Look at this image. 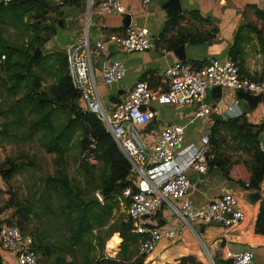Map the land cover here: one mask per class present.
Here are the masks:
<instances>
[{"label": "trees", "instance_id": "trees-1", "mask_svg": "<svg viewBox=\"0 0 264 264\" xmlns=\"http://www.w3.org/2000/svg\"><path fill=\"white\" fill-rule=\"evenodd\" d=\"M50 11L49 0H0V84L2 80H10L13 83L12 96L15 97L19 89L22 91V97L16 100L11 109L14 113H20L15 123L23 124V118L36 115L37 119L31 127L35 133H43L42 146L48 153L56 155V164L61 166L56 175L42 178L44 188L38 200L33 198L25 203L16 200L13 205L15 215L20 217L22 229L35 221L43 222L45 217L59 222L64 240L59 245L51 248L43 244L42 234L38 233L40 230H34L38 235L32 236L36 241V251L41 250L44 255L51 256L48 259L55 257V262H50L52 264H90L89 259L83 262L78 260L76 249L86 247L93 250L100 246L104 254L108 238L116 233L122 239L121 249L115 258L105 257L106 264H158L155 259L139 253V246L146 237L133 231L129 218L114 220L119 204L127 209L131 203V199L124 196V192L133 187L130 162L98 117L79 105L81 95L72 84L66 52L37 54L36 47L42 50L52 38V25L46 24ZM8 28L21 32L29 40L22 46L11 45L5 38ZM163 36L164 33L161 38ZM211 39L209 34L204 33H179L177 37L165 42L168 43V49L175 51L187 43L204 44ZM238 49L235 43L230 51V59L233 61L238 60ZM185 63L198 67L208 61L186 60ZM45 75L54 79L49 87H45ZM261 133H264V123L252 125L244 115L215 122L209 135L212 147L210 167L218 166L229 181L238 183L244 190L259 194L264 181V150L259 141ZM228 142L236 149L237 158L221 151L222 143ZM73 143L81 157L80 168L89 177L88 180L97 177L95 166L90 161L95 160L100 167V185L92 190L75 184L62 169L67 163V154ZM8 163L12 164L11 168L4 165L0 170H4L3 176L7 181L20 170L13 161L9 160ZM97 192L102 196V202L84 201L85 197ZM9 201L5 208L11 207ZM2 211L0 208V214L4 213ZM104 230L106 236L103 237ZM255 232L264 235V198ZM130 249L136 250L135 257L127 263L125 252ZM68 256L72 257L71 262L67 260ZM176 262L207 264L194 256H183ZM0 264H4L1 254Z\"/></svg>", "mask_w": 264, "mask_h": 264}, {"label": "built area", "instance_id": "built-area-1", "mask_svg": "<svg viewBox=\"0 0 264 264\" xmlns=\"http://www.w3.org/2000/svg\"><path fill=\"white\" fill-rule=\"evenodd\" d=\"M219 1L225 4L234 0ZM151 2L142 0L143 6ZM94 6V0H88L89 12ZM96 8L104 15L126 14L120 0H104ZM154 44L147 28L130 24L122 32L108 34L102 41L92 43L86 38L66 50L69 74L74 88L81 95V107L98 117L131 164L133 187L124 192V196L131 199L127 216L133 231L146 237L139 246V253L146 256L154 253L160 240L176 239L180 233L191 229L193 223L216 225L229 232L240 227L246 219L239 199L231 192L213 198L201 209L192 204L189 196L193 184L188 172L201 176L209 172L212 158L210 133L202 136L199 144L184 145L186 126L170 123L163 127L157 140L150 143L144 127L160 117L156 106L196 105L192 119L196 121L211 117L218 107V104L214 106L207 101L208 93L215 87L264 97V81L243 76L239 65L230 58L223 61L211 59L198 67L177 61L164 71L159 88L140 80L113 110H107L95 74V64L106 46H118L124 53H142L152 50ZM126 75L127 67L123 62L111 61L102 69V84L110 87L123 81ZM226 114L222 116L225 120L238 117L233 107H229ZM97 195L102 202V196ZM165 206H169L178 217L180 232L161 230L155 225L156 216ZM9 221L8 214L0 221V250L10 251L16 264H38L34 238ZM254 257L249 250L227 255L230 264H254ZM211 264H215L212 259Z\"/></svg>", "mask_w": 264, "mask_h": 264}, {"label": "crops", "instance_id": "crops-1", "mask_svg": "<svg viewBox=\"0 0 264 264\" xmlns=\"http://www.w3.org/2000/svg\"><path fill=\"white\" fill-rule=\"evenodd\" d=\"M104 0H94L95 6L89 12L88 0H77L73 15L66 23L57 26V32L46 43L47 52L65 51L71 46L88 38L92 43L102 41L113 32L125 29L126 15L132 18L131 24L147 28L154 39V48L142 53H124L118 46L107 45L105 52L95 64L96 78L100 84V94L107 110L114 106L109 100L119 91L125 92L124 99L136 82L146 80L153 88H159L164 71L178 60L175 51L167 48L165 40L173 39L179 33L209 34L212 39L204 44H185L186 60L190 62L209 61L211 59L226 60L231 58L230 51L238 44V60L241 74L251 80H264V0H234L221 4L219 0H179L181 13L170 18L164 6L169 0H152L143 6L142 0H120L126 14H101L96 5ZM85 5V6H84ZM71 9V7H70ZM90 14V17H89ZM174 20V21H173ZM164 36L161 38V35ZM104 65L111 61H120L127 67V75L123 81L110 87L102 84L101 62ZM212 91V90H211ZM211 91L207 101L214 104ZM218 107L209 118L192 121L197 106L178 107L159 104L160 117L154 121L156 127L146 131V139L150 143L157 140L163 127L170 123L186 126L184 145L199 144L200 138L210 133L216 116H227L226 111L233 107L238 116L244 115L252 125L264 123V102L257 107L240 99L237 92L224 90ZM81 106V101H79ZM224 118V117H223ZM198 141V142H197ZM261 148L264 150V133L259 136ZM237 158V157H235ZM2 173V171H0ZM193 184L189 200L197 208H204L213 198L226 193H234L239 199L245 213L244 223L225 232L216 225L191 224V229L180 233L176 239L163 238L157 243L154 253L148 256L158 264H172L183 256H194L198 261L207 263L208 259L216 262H227L228 253L237 254L243 251L254 253V264H264V235L255 232L261 201L264 198V181L259 194L244 190L238 183L229 181L218 166H209L205 176L189 171ZM41 190L44 185L39 182ZM0 189L8 190L7 184L0 176ZM5 214H0V221ZM155 225L161 230L172 229L180 232L181 223L177 216L165 206L155 218ZM4 264H16L10 251L0 250Z\"/></svg>", "mask_w": 264, "mask_h": 264}, {"label": "rangeland", "instance_id": "rangeland-1", "mask_svg": "<svg viewBox=\"0 0 264 264\" xmlns=\"http://www.w3.org/2000/svg\"><path fill=\"white\" fill-rule=\"evenodd\" d=\"M49 1L51 5V11L47 16L48 19L46 24L52 25L53 36L57 32V26L59 24L64 25L67 19L73 15L74 8L79 6L75 5L77 0ZM5 38L11 45L14 46L25 45L26 40H29L28 37L23 35L21 32H17L13 28L7 29ZM36 48L37 50L40 49V47ZM45 48L46 44L44 47H42V50L40 49L41 53L47 52ZM45 78V87H49L53 84L54 79L51 76L45 75ZM12 85L13 83H10V80H2L0 84V131L2 132L0 133V170L4 165H7V168L12 167V164L8 163L9 160L13 161V164L16 166H19L20 170L15 172L10 177V179H8V181L7 178L3 176L4 170L2 173L0 172V176L7 184L8 188L6 191L0 189V208L3 209V214H8L10 217V223L17 225L24 233L33 237L38 235V233L42 234L43 244L50 245L51 248H53L54 245H59L64 241L59 222L45 217L43 222L38 220L34 223H30L29 226L25 227V229H22L20 225V217L15 215L16 209L13 208L16 200L22 203L32 200L33 198L38 200L39 196L43 192V189L41 190L42 187L39 186V182L42 183L41 180L45 176L56 175L59 169H61V166L59 167L56 164V155L53 153H48L42 146L41 142L43 133L40 131L35 133L31 127L32 123L37 119L36 115H32L26 119L23 118V124L15 123L18 117H20V113H14L11 111V109L14 108L16 100L21 98L23 93L19 89L18 95L16 97L12 96ZM75 146V143L70 146V151L67 154L66 159L67 163L64 167H62V169L65 170L67 174H69L71 180L75 184H80L81 186L86 187L87 190H92L93 188L100 185L98 178V170L100 167L95 160L90 161L91 164L95 166V176L97 177L95 179L90 177L92 179L88 180L89 177H87L85 172H83L80 168L81 157ZM220 148L221 151L227 156H238L236 149L231 142H228L227 144L222 143ZM95 194L99 193L97 192ZM8 200H10L8 203L11 204V207L5 208L7 206ZM121 219L128 220V216L125 206L119 204V208H117L115 211L114 220L118 221ZM34 230H40V232L35 234ZM102 236H106V230L103 231ZM121 243V236L119 233H116L108 238L104 254L102 253L100 246H97L93 250L87 249L86 247L77 248L76 251L78 260L83 262L89 259L90 264H106V260L104 258H115L121 249ZM134 250L130 249L127 253L125 252V257L128 261L127 263L134 259ZM37 255L39 257L38 264H52L50 262H55L56 260L54 256H52L53 258L48 259L47 257L51 256L44 255L41 250H37ZM67 260L71 262L72 257L68 256ZM207 264H211L209 259Z\"/></svg>", "mask_w": 264, "mask_h": 264}, {"label": "water", "instance_id": "water-1", "mask_svg": "<svg viewBox=\"0 0 264 264\" xmlns=\"http://www.w3.org/2000/svg\"><path fill=\"white\" fill-rule=\"evenodd\" d=\"M164 9L167 10L168 16L170 18H174V17L178 16L182 11L181 4H180L179 0H169L167 2V4L164 6ZM131 22H132L131 16L126 15L125 19H124L125 28L129 27ZM185 50H186L185 45H182L178 49L175 50V54H176L179 61H183V62L186 61ZM37 54L38 55L41 54L40 49L37 50ZM103 65H104V60L101 62V67H103ZM124 93L119 91L116 95H114L109 100V102L113 105L119 104L121 101V97L124 95ZM211 93L213 95V98L216 100V102L214 103V106L219 104L222 101L223 97L227 94V92L224 93V89H222L221 87L213 88ZM237 96L240 99L247 101L249 104L253 105L254 107H257L258 104L264 102V97H262V96H252V95L244 93V92H238ZM216 120H223V117L222 116H216ZM153 127H156L155 122H151L150 124L147 125L148 130L152 131ZM84 201H86V202H98L99 198H98V195L95 194V195L85 197Z\"/></svg>", "mask_w": 264, "mask_h": 264}, {"label": "bare ground", "instance_id": "bare-ground-1", "mask_svg": "<svg viewBox=\"0 0 264 264\" xmlns=\"http://www.w3.org/2000/svg\"><path fill=\"white\" fill-rule=\"evenodd\" d=\"M117 241V240H116ZM113 247V246H112Z\"/></svg>", "mask_w": 264, "mask_h": 264}]
</instances>
